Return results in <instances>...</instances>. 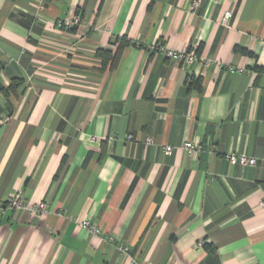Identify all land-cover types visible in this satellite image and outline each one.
Instances as JSON below:
<instances>
[{
  "label": "crops",
  "instance_id": "0c3cea01",
  "mask_svg": "<svg viewBox=\"0 0 264 264\" xmlns=\"http://www.w3.org/2000/svg\"><path fill=\"white\" fill-rule=\"evenodd\" d=\"M192 1L0 0V264H264V0Z\"/></svg>",
  "mask_w": 264,
  "mask_h": 264
},
{
  "label": "built area",
  "instance_id": "2783aa9c",
  "mask_svg": "<svg viewBox=\"0 0 264 264\" xmlns=\"http://www.w3.org/2000/svg\"><path fill=\"white\" fill-rule=\"evenodd\" d=\"M198 4H199V0H193L191 2L190 8L194 9L195 7L198 6ZM230 16H231V12L228 10L225 11L223 14L222 23L227 24ZM83 23H84V21H83L82 17L76 13L69 15L68 17L59 19L57 21V25L65 28L67 30L78 27V26L82 25ZM136 44L140 45L137 42H136ZM145 48L149 51L160 52L163 55H165L167 58H172V59H175L178 61H183V62L187 63L188 65H190L191 63H193L197 59V54L195 51L196 46H194V45L192 46L191 49H188V50H176V49H173L171 47L165 46L163 44L148 43L145 45ZM230 70L231 71H238V72L243 71V69L240 67H230ZM262 74H264V71L262 72ZM178 148L183 149L188 154H194V153L201 150L202 144L200 142H197V141L185 140ZM173 150H174V147L171 145L163 146V151L165 152V154H171L173 152ZM214 150H215V144L210 143L209 151L213 152ZM225 157L231 165H237L240 167L255 166L258 162L255 157L247 156L244 153H237L234 151H229L228 153H226ZM261 164L264 166V159L261 160ZM257 206L261 209H264V197L258 202ZM6 207H8V208H24V209H27L30 212V214L33 216H41L47 210V205L44 201H37L35 203L28 204L25 201V199H23L21 197L20 193H15L14 195H12L11 197H9L6 200V204H3V205L1 204L0 205V212H3ZM81 226L84 229H86V230H88L94 234H97L99 232V229L97 228V226L92 224L88 219L83 220L81 222ZM198 244L200 246V245H202V242H199ZM118 249L123 254L127 253V247L119 246ZM129 264H134L133 259H131L129 261Z\"/></svg>",
  "mask_w": 264,
  "mask_h": 264
},
{
  "label": "trees",
  "instance_id": "16d2710c",
  "mask_svg": "<svg viewBox=\"0 0 264 264\" xmlns=\"http://www.w3.org/2000/svg\"><path fill=\"white\" fill-rule=\"evenodd\" d=\"M124 42H121L114 50L97 49L96 54L101 59V69L114 68L119 60L121 48Z\"/></svg>",
  "mask_w": 264,
  "mask_h": 264
}]
</instances>
